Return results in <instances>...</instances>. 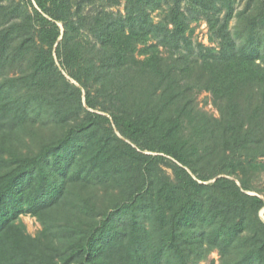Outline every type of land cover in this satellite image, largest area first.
<instances>
[{
	"label": "trees",
	"instance_id": "obj_1",
	"mask_svg": "<svg viewBox=\"0 0 264 264\" xmlns=\"http://www.w3.org/2000/svg\"><path fill=\"white\" fill-rule=\"evenodd\" d=\"M29 1L0 3V264H189L214 248L224 264H264V198L238 175L264 156V5L241 39L218 0H173L158 22L163 0L119 15ZM183 1L203 8L219 49L195 52ZM196 85L221 117L182 140ZM46 117L62 132L27 149L12 138ZM24 214L44 230L28 233Z\"/></svg>",
	"mask_w": 264,
	"mask_h": 264
},
{
	"label": "rangeland",
	"instance_id": "obj_2",
	"mask_svg": "<svg viewBox=\"0 0 264 264\" xmlns=\"http://www.w3.org/2000/svg\"><path fill=\"white\" fill-rule=\"evenodd\" d=\"M76 3H80L83 11L85 13L95 14L100 10H106L109 12H113L116 15L121 13H125V8L127 4V0H74ZM173 0H163L161 5L150 11L151 16L154 18L156 22L165 19L167 11L170 9ZM0 3L5 5H21L20 10H29L33 11V7L30 4L29 0H0ZM219 8H221L220 18L225 19L228 13L232 10L233 17L230 20L229 27L232 31L233 35L238 38H243L246 36L248 31L249 17H254L256 14L262 11L261 7L264 5V0H218ZM182 6L188 17L190 19V35L193 41V45L195 47V52L198 51L199 44H203L205 46H210L213 48L219 49V40L214 37V34L210 28V24L208 22L206 14L203 12V8L194 6L192 7L190 4H187L186 1L182 2ZM259 8V9H258ZM215 10L210 9L209 14H213ZM24 15L23 12L20 13V16ZM20 20V18H18ZM87 30V29H86ZM264 32V30H262ZM89 33L91 38L93 35ZM240 39V40H241ZM154 43H158L157 39H151L149 41V45ZM144 46H140L143 48ZM160 50L162 51V55H168V48L165 46H160ZM140 57H143L140 55ZM57 60V64L61 65L59 60ZM63 72L66 74L67 78L71 79L72 82L76 81L72 79L67 72L63 69ZM13 75L14 72L11 71L9 73ZM188 96L193 98V114L190 117H187L183 122L182 130L178 133V137L182 140L184 139H197L200 137L198 132V128H209L208 122L214 123L216 119L221 117V112L219 107L214 103L213 95L210 91L202 88L201 86L196 85L192 90L188 92ZM84 106L85 100L83 97ZM74 118V117H73ZM47 117L44 122L38 121L34 128H17L15 134L13 135V139H15L16 143L27 149L29 146H36V143L42 141L45 137H55L59 133L62 132L61 125H56L52 120L47 121ZM70 119L68 120V123ZM212 125V124H211ZM210 125V127H211ZM42 127V128H41ZM37 128L40 130L37 131L36 135L34 132ZM33 132V133H32ZM209 134V133H208ZM250 156V154H249ZM252 163L254 165L248 164V167L245 170L239 171L238 175L241 178H244L251 187V191L248 193L251 195H259L264 198V156L257 155L256 158H251ZM214 163V162H213ZM165 170L172 174V170L168 166H164ZM248 169V170H247ZM247 171V173H244ZM211 172L209 171L208 174ZM227 175V174H224ZM231 179H236L238 184L240 181L236 176H229ZM216 178H211L207 182H213ZM201 182V181H200ZM69 189L73 192H76L80 189L79 186H70ZM100 189V195H103V189ZM78 203L81 204V201L77 200ZM78 203L74 204L76 210H80ZM260 216L264 219V208L260 211ZM125 215H120L118 219L123 220ZM46 220V219H45ZM20 222H22L26 231L31 235L35 236L42 232L45 228L44 222L35 215L32 214H24L20 218ZM50 224L52 219L48 218L46 220ZM47 224V223H46ZM47 224V226H49ZM86 224V216L83 218L76 217L74 228L78 229L81 226H85ZM55 228H57L55 226ZM151 228V226H150ZM156 232H154V235ZM73 240V237H69ZM243 248L237 247L231 250V255L239 256L240 252ZM222 253L218 248L211 249L209 253L203 256L200 260H192L189 264H224ZM164 264H178V261L173 256H166L163 260Z\"/></svg>",
	"mask_w": 264,
	"mask_h": 264
}]
</instances>
